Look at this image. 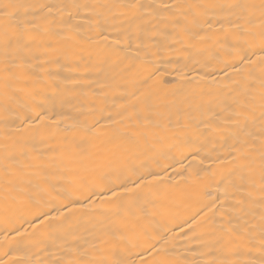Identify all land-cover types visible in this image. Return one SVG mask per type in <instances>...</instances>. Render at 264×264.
Segmentation results:
<instances>
[{
	"label": "bare ground",
	"instance_id": "6f19581e",
	"mask_svg": "<svg viewBox=\"0 0 264 264\" xmlns=\"http://www.w3.org/2000/svg\"><path fill=\"white\" fill-rule=\"evenodd\" d=\"M199 2L225 8L207 22L193 24L191 15L184 19L183 8L164 7ZM260 2L0 0L17 6L8 10L11 18L0 15V93L7 75L4 61L17 55L3 43L6 28L10 33L23 28L18 75L32 77L11 81L17 92L8 111L0 94V145H8L7 154L0 147V264L80 258L140 264V244L147 234L165 237L175 264H212L225 258L216 238L233 211L232 201L214 186L213 198H219L211 210L203 207L207 201L186 182L184 167L195 162V171L200 163L204 170H222L226 182H240L236 169L243 160L232 159L240 133L223 122L221 110L247 89L258 92L260 77L258 72L249 76L239 63L237 72L225 67L238 57L218 29L234 18L230 12L236 10L227 6ZM36 111L50 117L45 126L38 128L35 121L28 126ZM261 119L257 107L248 131L258 134ZM37 151L44 154L46 167L39 176L18 178L20 166L29 163L25 153ZM97 152L121 155L128 167L160 176L168 181L165 187L179 186L188 195L146 218L121 215L107 191L91 203L84 199L87 186L106 189L122 179L118 170H94L90 153ZM258 165L257 159V170ZM17 179L39 183L55 199L37 193L28 203L5 200L6 182ZM251 191L258 202V187ZM45 211L47 217L36 218ZM233 247L238 254L229 253L227 259L264 264L258 234Z\"/></svg>",
	"mask_w": 264,
	"mask_h": 264
},
{
	"label": "snow or ice",
	"instance_id": "6c2138e0",
	"mask_svg": "<svg viewBox=\"0 0 264 264\" xmlns=\"http://www.w3.org/2000/svg\"><path fill=\"white\" fill-rule=\"evenodd\" d=\"M17 7L10 3L0 4V15L11 18L9 9ZM137 7V5H132ZM166 9L183 8L182 13L185 20L188 16H192V23L198 24L201 19L207 22V18L214 14L217 10H223L224 5L213 2H199L187 5H165ZM229 9L236 11L230 12L232 19H227L220 23L218 29L223 33V39L226 45H232L234 55L238 57L233 63H226V68H231L233 72L239 71L235 67V63H239L242 68L248 69L249 76L255 75L257 72L260 77V88L257 92L254 89H247L243 93L238 94L232 103L225 109L221 110L223 122H231L239 130V138L237 143L239 147L234 150L232 156L233 161L242 158L243 163L239 164L237 171L241 173L240 182H226L227 178L223 176V171H217L214 168L204 170L200 163L195 164V171H191L190 165L184 167V171L188 173L187 181H191L200 193L202 201H207L203 207L212 209L216 199L213 198V187L220 189L226 200L232 201V209L229 213V219L221 224L219 234L216 238V244L219 245L225 258L222 260H213L212 264H241L239 261L227 259V255L238 254V246L243 240H251L254 234H258L260 238V246L264 249V0L257 4L253 3H236L227 6ZM227 25V26H226ZM211 28V25H209ZM190 30V29H189ZM24 30L21 27L17 32L10 33L5 29L3 43L7 49H14L16 56L6 58L2 71L6 73L5 86L2 94L5 101V111H8V103L15 99L16 89L11 87V81L31 80V76L21 77L18 71L23 67L20 53L23 49L19 46ZM243 52V55H240ZM248 53H251L249 55ZM255 57V59H253ZM227 75V73H225ZM259 107L261 110V123L258 134L248 131L247 124L253 118L254 110ZM50 120L40 111H36L33 116L29 117L28 126L35 121L36 127H43ZM211 127V125H209ZM134 136L147 135L146 133H135ZM5 149L7 154L8 145H0ZM71 152V148H69ZM29 163L21 165L17 177L25 175H40V170L46 167L44 154L38 152L35 155L26 152ZM91 162L94 170L102 174L106 170L119 171L122 179L118 184L112 187L101 189L98 185H89L85 188L84 199L91 203L92 197L101 195L104 191L110 193L108 200L119 203L121 215H131L136 218L151 217L155 214H162L165 206H171L176 203L177 198L188 195L185 190H181L179 186L165 187L168 181L162 177L152 173H139L134 167H128L123 163L124 157L115 153L108 155L102 152L90 153ZM7 158H12L7 156ZM259 160L258 170L256 160ZM55 163V159L51 161ZM181 163V161H177ZM221 163H223L221 161ZM167 175L166 169L162 170ZM179 174V173H178ZM223 177L217 180V176ZM228 175H233L229 172ZM150 177V178H149ZM101 178H104L103 175ZM261 193L257 202L253 196L251 189L257 188ZM37 193L47 196L54 200L47 188L42 187L39 183H33L32 180L23 181L22 179L9 180L3 190L4 199H11L18 203H28L35 200ZM257 209L259 211L257 219ZM56 211L57 209H52ZM47 217L48 213L41 212L36 217ZM235 221V222H234ZM188 221H185L187 223ZM195 223V221H194ZM27 232V229H24ZM115 234V233H113ZM17 235L22 233L17 230ZM7 239V237H5ZM167 241L163 235L153 236L147 234L140 244L141 259L140 264H175L170 257L169 249L165 247ZM54 264H123L120 260L100 259L86 262L83 258L71 259L67 261L56 260Z\"/></svg>",
	"mask_w": 264,
	"mask_h": 264
}]
</instances>
